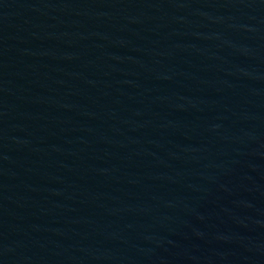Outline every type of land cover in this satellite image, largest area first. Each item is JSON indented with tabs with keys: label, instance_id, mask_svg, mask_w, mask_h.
<instances>
[{
	"label": "water",
	"instance_id": "obj_1",
	"mask_svg": "<svg viewBox=\"0 0 264 264\" xmlns=\"http://www.w3.org/2000/svg\"><path fill=\"white\" fill-rule=\"evenodd\" d=\"M0 264H264V0H0Z\"/></svg>",
	"mask_w": 264,
	"mask_h": 264
}]
</instances>
